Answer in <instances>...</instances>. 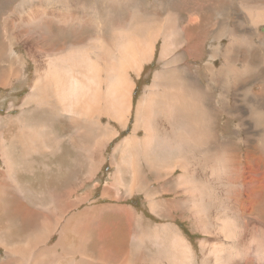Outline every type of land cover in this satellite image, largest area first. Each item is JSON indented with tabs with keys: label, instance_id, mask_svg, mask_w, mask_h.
Returning <instances> with one entry per match:
<instances>
[{
	"label": "rangeland",
	"instance_id": "obj_1",
	"mask_svg": "<svg viewBox=\"0 0 264 264\" xmlns=\"http://www.w3.org/2000/svg\"><path fill=\"white\" fill-rule=\"evenodd\" d=\"M36 9L41 12L45 9L48 15L27 22L25 19L30 18L31 12ZM75 14L83 15L84 18H78ZM63 15L75 17L76 21H71L73 24L68 25L59 20ZM170 28L180 31V43L177 49L166 53V58H161V34ZM116 30L121 35L115 37ZM126 32L121 42L122 35ZM14 34L22 39L20 41L25 47L19 41L9 42ZM99 36L103 46L107 41L117 55V51L125 45L124 40L135 41L140 37L144 39L155 36H158V40L155 43V55L152 60L144 63L143 72L139 75L131 73L129 77L136 83L127 126L121 127L106 115L94 114L91 117L94 138L99 131L96 129V121L114 128L116 136L111 137L112 141L107 144V163L102 177L100 175L98 180L87 181L79 191V197L69 198L82 199V203L63 209L57 202H52L50 196L37 195L45 190V183L52 188L55 185L53 180L45 182L37 173L30 175L27 160L19 155L12 156L11 149L6 157L5 146L11 148L12 145L19 154L28 152L34 139H30L29 131L22 132L15 125L16 118L25 116L20 114L21 104H28L27 114L30 113V108L36 107L35 102L26 101V98L32 97L36 82L46 79V69L56 65L51 60H58L59 56L61 58L71 53L76 50V46L91 45V38ZM23 41L36 47H29ZM0 60V181L11 188L10 192L1 189L0 195L9 194L13 197L7 195L6 206L0 207V264H30L31 255H37L40 263L44 264L46 259L42 252L45 248L49 249L45 253L48 258H45L50 261L54 259L55 264H61L57 261L60 259V244L70 242L77 235L71 232L72 228H68L69 224L65 222L62 225L61 221L67 220L71 215L81 221L90 219L96 210H89L98 203L95 197L84 198V195L92 190L97 196L102 185L99 180L102 181L108 173L112 177L115 168L120 169L122 177L130 182L136 176L135 170L138 171L140 181L130 193L122 186L110 190L124 191L121 194L124 197L112 200L123 201L124 204L128 200L138 212L134 229L128 231L131 241L125 229L117 230L120 232L118 236L115 234L107 240V245L115 247L119 240L131 242V250L120 252L119 256L133 255L132 262L124 260L123 264H264V0H0ZM3 69L6 70L5 77ZM72 70L76 71L77 68L73 66ZM162 71L165 78L170 77V81H165L164 89L156 88L158 95L154 105L158 113L155 114L154 128L158 138L154 143L157 154L155 160L151 159L150 164L146 162V165L144 156H137L136 147L127 144L123 149L130 157L124 159L125 162L119 160L122 156L116 149L122 141L134 137L141 99L153 85L155 74ZM53 76L55 77L54 74ZM178 83H184V88H188L189 93L194 95V103L200 106L196 110L198 120L193 117L194 113H189L193 109L181 111L177 100L172 97L174 91L169 89ZM48 91L52 95L50 105L45 103L44 109L47 110L42 111V106L38 110L43 118L50 114L52 105H58L60 99L55 88H49ZM163 99L170 102V106L164 107L171 114L170 119L165 118L166 111L160 108ZM101 104L105 106L104 101ZM103 111L110 113L107 108H103ZM65 114L74 115L70 111H65ZM5 118L12 120L6 124ZM34 119L38 118L34 116ZM193 121L197 123H192ZM53 127L57 131L64 129L59 123H55ZM72 128H75L74 124ZM143 134L141 131L139 135ZM70 154L73 155V151ZM10 157L15 159L11 160ZM66 157L68 155L62 151L61 165L64 169L70 166ZM2 158H5L4 162ZM145 158H148L147 155ZM180 160L187 164L177 165ZM34 161L39 162L40 158H35ZM126 163L131 172L126 171ZM89 164L93 166L96 163L89 159L88 162H82L81 166ZM77 168L78 166L71 164L72 173ZM62 177L58 188L59 192L64 193L66 189L63 188H67L73 180L69 174L62 173ZM28 192L34 195H26L25 198L24 193ZM132 197V200L129 199ZM18 198L22 202H18ZM65 199L60 197V200ZM16 201L20 204H15ZM124 209L122 215L129 217L130 207L124 206ZM166 211L172 214L166 215ZM49 214L54 218L58 217L60 224L54 226ZM60 214L63 218H60ZM22 221L27 222L32 229L26 231L27 224ZM119 222L126 227L124 220L119 219ZM46 223L51 226L49 232L45 231ZM163 223L173 224L176 233L173 234L168 225ZM87 231L88 237H92V231ZM110 235L109 233L105 237ZM171 235L172 237H167ZM174 237L183 240L176 241ZM20 242L26 244L27 248L23 251L11 248L10 243ZM13 250L15 252L9 253ZM26 251L28 252L24 254ZM77 258L78 254L69 257L74 260Z\"/></svg>",
	"mask_w": 264,
	"mask_h": 264
},
{
	"label": "bare ground",
	"instance_id": "obj_2",
	"mask_svg": "<svg viewBox=\"0 0 264 264\" xmlns=\"http://www.w3.org/2000/svg\"><path fill=\"white\" fill-rule=\"evenodd\" d=\"M119 2V1H118ZM77 3V2H75ZM79 3V2H78ZM120 4V3H119ZM123 5V4H122ZM117 9V8H116ZM45 10V9H44ZM39 11L36 9V11H34L33 13L31 12L30 14V18H26L25 20H27V22L29 20H39L44 18V15H48V13L46 11ZM54 14V13H53ZM91 15V14H90ZM58 16V15H57ZM74 16H78V18H84L83 15L80 16V14L78 15H74ZM89 16V15H87ZM92 16V15H91ZM29 17V16H28ZM121 17V16H120ZM39 18V19H38ZM85 18H87L85 16ZM92 19V18H90ZM89 19V20H90ZM96 19V17H95ZM99 19V18H98ZM60 21H64L66 22L68 25H72L73 23L71 21H76V18L74 17H68V16H60L59 17ZM88 20V22H89ZM94 20V19H93ZM105 20V19H104ZM103 20V21H104ZM126 21V20H125ZM172 21V20H171ZM30 22V21H29ZM34 22V21H33ZM93 22V21H92ZM95 22V21H94ZM93 22V23H94ZM16 23V22H15ZM35 23V22H34ZM100 23V22H99ZM234 23V22H233ZM24 24V23H23ZM28 24V23H27ZM40 24V23H39ZM38 25V24H37ZM98 25V24H97ZM100 25V24H99ZM105 25V24H104ZM103 25V26H104ZM16 26V24H15ZM34 26V24H33ZM39 26V25H38ZM92 26V25H91ZM101 26V25H100ZM171 26V25H170ZM32 27V26H31ZM166 27V26H165ZM179 30V28H178ZM30 31V30H29ZM28 31V32H29ZM163 31V30H162ZM23 32V31H22ZM36 32V31H35ZM128 32V31H127ZM124 33V36L122 35V40L121 42H123V38L125 37V35L127 34ZM121 35V32L119 30H116L115 33V37ZM14 36L16 37V40H14ZM28 36V35H27ZM32 36V35H31ZM31 36L30 39H31ZM161 36L163 37V46H162V57L161 58H166V53L168 51H174V49L178 48V44L180 43V31H176L174 28H170L167 29L165 32H162ZM22 37V36H21ZM33 37V36H32ZM121 37V36H120ZM158 36H155L154 38L152 37H144V39H142L143 37H140L141 39H135V41H130V40H124L125 41V45L121 47V49L119 51H117L118 55L115 54L114 52V48L113 46L110 45V43H108L107 41L104 42V46L103 44L100 42L101 37H92L91 38V45H83V46H76V50L72 51L71 53L64 55L60 58H58V60H56V58L54 59L55 61L51 62L53 64H56L55 66L51 67L50 64L48 67V69H46L44 76H46V79L43 81L42 84H40L38 86L37 83L34 86V90H33V94L32 97L28 96L26 98V101H33L35 102V104H37L36 106H42L43 110L45 111L47 109H44L45 106L44 104H48V106L50 105L49 101L52 100V95L49 93L48 89H56V92H58L59 94V101H58V105H52L53 109H51V112L54 111V114H58L65 111H70L72 113H74V117L73 120H75V123L73 122L75 128L79 121V118L81 117H86L87 120L92 119L91 117L95 114L96 116H100V115H106L109 118H111V120L113 119L118 125H120L121 127L125 128L128 124V116H130L131 113V107H132V98H133V92H134V87H135V83L133 82L129 77L131 76V73H136L137 75H139L141 72H143L144 69V63L149 62L150 60H152V58L155 55V43L158 39H156ZM41 38V37H40ZM48 38V36H47ZM39 39V37H38ZM45 39V38H44ZM20 40H22L18 35L14 34L11 36V39L9 40V42H16L19 41L20 44H23ZM33 40V39H32ZM35 40V38H34ZM43 40V39H42ZM41 40V41H42ZM25 41V40H24ZM23 41V42H24ZM39 41V40H38ZM44 41V40H43ZM31 42V41H30ZM45 42V41H44ZM5 43V42H4ZM7 43V42H6ZM27 46H35L33 43V45H30L28 42H24ZM35 43V42H34ZM39 43V42H38ZM49 43V42H48ZM120 43V42H119ZM37 44V43H36ZM47 44V43H45ZM43 45V44H42ZM49 45V44H48ZM51 45V44H50ZM123 45V44H121ZM5 46V45H3ZM24 46V44H23ZM45 46V45H43ZM117 46V43H116ZM115 46V47H116ZM2 47V46H1ZM25 47V46H24ZM34 47V48H35ZM48 47V46H47ZM119 47V46H117ZM3 48V47H2ZM43 48V47H42ZM4 49V48H3ZM13 49V48H12ZM28 49V48H27ZM31 49V48H30ZM40 49V48H38ZM44 49V48H43ZM37 50V49H36ZM46 50V49H45ZM54 50V49H53ZM34 51V50H33ZM51 51V50H50ZM59 51V50H58ZM37 52V51H35ZM56 52V51H55ZM41 53V52H40ZM52 53V51H51ZM59 53V52H58ZM48 54V53H47ZM52 55V54H51ZM103 55V56H102ZM11 56V55H10ZM41 56V55H40ZM102 56V57H101ZM54 57V55H53ZM111 57V58H110ZM115 58V59H114ZM114 59L113 62H111ZM1 61V60H0ZM4 62V60H2ZM22 62V61H21ZM20 62V63H21ZM5 63V62H4ZM38 63V62H37ZM71 64L74 63L76 65H68L67 64ZM40 65V64H39ZM42 65V64H41ZM78 65V66H77ZM76 67L77 70L74 71L72 70V67ZM2 68V67H1ZM39 69V68H38ZM171 69V68H170ZM178 69V68H177ZM166 71V70H164ZM14 72V70H13ZM47 72H49L47 74ZM1 73V72H0ZM179 73V72H178ZM13 74V73H12ZM52 74L55 75V77H52ZM2 75V74H1ZM41 75V74H40ZM43 75V74H42ZM172 75V74H171ZM175 75V74H174ZM6 76V70L3 69V77ZM178 76V75H177ZM138 78V76H136ZM142 77V76H141ZM11 78V77H10ZM9 78V79H10ZM36 78V77H35ZM3 79V78H2ZM35 80V79H34ZM33 80V82H34ZM12 81V80H11ZM38 81V80H37ZM165 81H170V77L166 76V78L164 77V73L162 72H157L154 76V82L153 85L148 89L147 92H145V94L143 95L142 99H141V104L140 107L138 109L137 112V122L135 124V133L133 134L134 137L130 138V139H125L124 141H122V143L119 144L118 148L116 149L120 155L122 156V160L127 159L128 157H130L129 153L123 149V146L125 144H132V146H134V148L136 147V151L137 152V156L138 155H143L144 159L146 160L144 163L149 165L150 164V160H155V150H154V143L157 141V136H156V131L154 128V124H155V114L158 113L156 111V107L154 105V100L157 99V93L156 92V88L161 89V87H166L165 86ZM178 81V80H177ZM196 81V80H195ZM3 83V82H2ZM1 83V84H2ZM13 83V82H12ZM11 83V84H12ZM3 86V85H1ZM5 86V85H4ZM7 86V85H6ZM168 87V86H167ZM60 88L58 91L57 89ZM106 88V89H105ZM168 89V88H167ZM174 91V93L172 94V97H174L177 102H178V107L180 106L181 111L184 110H189L191 111V109H193V111L189 112L190 115L194 113L193 117L198 120L196 114L198 111L197 108L200 109V106L197 103H194V95L189 93L190 90L188 88H184V83H178L177 85L173 86L172 88L169 89ZM170 92V91H169ZM54 93V92H53ZM50 94V95H49ZM161 94V93H160ZM49 95V96H48ZM57 95V94H56ZM165 95V93H164ZM70 97L72 98V100L69 101ZM89 97V100H86V98ZM170 97V96H169ZM170 99V98H169ZM56 101V100H55ZM67 101V102H66ZM69 101V102H68ZM86 101V102H85ZM103 101L105 102V106L103 107L101 103H103ZM160 101V100H159ZM42 104H39V103ZM57 102V101H56ZM72 102V103H70ZM68 103V104H66ZM139 103V102H138ZM21 104V103H20ZM158 104V103H157ZM156 104V105H157ZM160 104V103H159ZM170 106V102H167L166 99H163L162 102V106L160 105V108H164L167 106ZM10 106V105H9ZM58 107V108H56ZM258 107V106H257ZM103 108H107L109 109V112H104ZM158 108V107H157ZM159 109V108H158ZM250 109V108H249ZM165 110V108H164ZM108 111V110H106ZM166 111V110H165ZM179 111V110H178ZM180 111V112H181ZM196 111V112H195ZM22 113V112H20ZM161 113V112H160ZM184 113V112H183ZM24 114V113H22ZM21 114V115H22ZM55 114V115H56ZM71 114V113H70ZM72 115V114H71ZM89 117H87V116ZM166 119H170L171 114H168V112L166 111ZM178 115V114H177ZM24 116V115H23ZM57 116V115H56ZM80 116V117H79ZM14 117V116H13ZM26 116H24L25 118ZM65 118V117H64ZM172 118V117H171ZM182 118V117H181ZM17 122H18V118ZM188 119V118H187ZM22 120V119H21ZM86 120V121H87ZM23 121V120H22ZM93 121V119H92ZM25 123L27 124V121H25ZM192 123H197V121H193ZM30 123L28 122L27 125H29ZM34 125V123H32ZM72 124V123H71ZM84 124V123H83ZM87 124V123H86ZM85 124V126H86ZM181 124V123H180ZM82 125V123H81ZM92 125V124H91ZM96 125L99 126L100 128H96L98 129L100 132V138H98V142L95 141L91 146V157L89 158L91 161L94 160V162L96 163V158H98L99 156V152H101L102 148H104L105 146H107L108 143H110L112 141L111 137L116 136V130H114V128H111V126H104L102 123H100L99 121H96ZM134 125V124H133ZM42 126V125H41ZM94 126V125H93ZM157 126V125H156ZM34 127V126H32ZM79 127V126H78ZM87 127V126H86ZM161 127V126H160ZM9 129V128H8ZM33 129V128H31ZM42 129V128H41ZM85 129V128H84ZM83 129V130H84ZM90 129V128H89ZM146 131V133L143 134V136H140V130ZM185 129V128H184ZM190 129V128H189ZM195 129V128H194ZM25 130L27 131V129L25 128ZM35 130V129H33ZM37 130H40L39 128H37ZM77 130V129H76ZM88 131V130H86ZM96 131V130H95ZM46 132V130H45ZM93 132V131H92ZM108 132H110V135H108ZM214 132V131H213ZM43 133V131H42ZM77 134V133H76ZM87 134V133H85ZM91 134V133H90ZM25 135V134H24ZM22 135V136H24ZM71 135V134H70ZM82 135V134H81ZM98 135V134H96ZM32 138L35 136L30 135ZM44 136V135H43ZM75 136V134H74ZM195 136V135H194ZM29 137V136H28ZM30 137L31 140H33ZM45 137V136H44ZM77 137V136H76ZM130 137V136H129ZM174 137V136H172ZM13 138V137H12ZM48 138V137H47ZM71 138V137H70ZM91 138V137H89ZM92 138L93 135H92ZM25 139V138H24ZM29 139V138H28ZM195 139V138H194ZM224 139V138H223ZM22 140V139H21ZM53 140V139H52ZM83 140V139H82ZM213 140V139H212ZM211 140V141H212ZM17 141V140H15ZM24 141V140H23ZM22 141V142H23ZM70 141V140H69ZM72 141V140H71ZM77 141V140H76ZM171 141V140H170ZM3 142V141H2ZM20 142V141H19ZM20 142V143H22ZM30 142V141H29ZM33 142V141H32ZM38 141L35 142V145L37 144ZM47 142V141H46ZM52 142V141H51ZM73 142V141H72ZM75 142V141H74ZM226 142V141H225ZM231 142V141H230ZM172 143V142H171ZM211 143V142H210ZM27 144V143H26ZM39 144V143H38ZM52 144V143H51ZM50 144V145H51ZM81 144V142H80ZM176 144V143H175ZM212 144V143H211ZM210 144V145H211ZM214 144V143H213ZM24 145V143H23ZM41 145V144H39ZM38 145V147H39ZM48 145V144H47ZM75 145V144H74ZM87 145V144H85ZM118 145V144H117ZM177 145V144H176ZM207 145H209L207 143ZM236 145V144H235ZM26 146V145H25ZM29 146V145H28ZM42 146V145H41ZM77 146V144H76ZM88 146V145H87ZM172 146V145H171ZM204 146V145H203ZM231 146V145H230ZM80 147V146H79ZM129 147V146H128ZM210 147V146H209ZM31 148V147H30ZM40 148V147H39ZM42 148V147H41ZM83 148V147H82ZM160 148V147H159ZM216 148V147H215ZM214 148V149H215ZM156 149V148H155ZM213 149V150H214ZM43 150V148H42ZM84 150V149H83ZM134 150V149H133ZM203 150V149H202ZM201 150V151H202ZM220 150V149H219ZM141 151H143V153H141ZM204 151V150H203ZM202 151V152H203ZM25 152V151H24ZM33 152V151H32ZM134 152V151H133ZM205 152V151H204ZM27 153V151H26ZM36 153V152H35ZM102 153V152H101ZM201 154V153H199ZM207 154V153H206ZM147 155L148 158H145V156ZM157 155V154H156ZM217 155V153H216ZM213 156V155H211ZM232 157V156H231ZM141 158V157H140ZM171 158H177L174 156H171ZM138 159V158H136ZM142 159V160H144ZM206 159V157H205ZM213 159V158H212ZM218 160V159H217ZM220 160V159H219ZM232 160V159H231ZM98 161V160H97ZM191 161V160H190ZM189 161V162H190ZM209 162V161H208ZM213 162V161H212ZM220 162V161H219ZM187 164L186 162L180 160L178 161L177 165H182V164ZM192 163V162H191ZM211 163V162H210ZM102 165V162L100 163ZM143 164V163H142ZM146 164V165H147ZM152 164V163H151ZM134 165V164H133ZM196 165V164H194ZM220 165V164H219ZM239 165V163H238ZM184 166V165H183ZM135 167V166H134ZM142 167V166H141ZM180 167V166H179ZM182 167V166H181ZM180 167V168H181ZM147 168V167H146ZM164 168V167H163ZM179 168V169H180ZM210 168V167H208ZM185 169V168H184ZM210 170V169H209ZM215 170V169H214ZM231 170V169H230ZM142 171V169H141ZM185 171V170H184ZM180 173V172H179ZM136 176L134 178V183L133 186L138 185V177H139V172L135 170ZM158 174V172L156 173ZM172 175V174H171ZM241 175H243L241 173ZM134 176V175H133ZM148 176V175H147ZM187 176V175H186ZM210 176V175H209ZM1 177V176H0ZM97 177V176H96ZM144 178V176H143ZM158 178V177H157ZM160 178V177H159ZM165 178V177H164ZM172 178V177H171ZM187 178V177H186ZM196 178V177H195ZM209 179V178H208ZM170 180V179H169ZM179 180V179H178ZM200 180V179H199ZM204 180V179H203ZM101 181V179H100ZM153 182V181H152ZM168 182V181H167ZM179 182V181H178ZM186 182V181H185ZM149 183V182H148ZM175 183V181H174ZM177 183V181H176ZM126 184V183H125ZM145 184V183H143ZM142 184V185H143ZM171 184V183H170ZM20 185V184H19ZM131 185V184H130ZM173 185V184H172ZM192 185V184H191ZM190 185V186H191ZM140 186V185H139ZM178 186V185H177ZM188 186V185H187ZM193 186V185H192ZM202 186V185H201ZM258 186V185H257ZM131 186H129L130 188ZM229 187V186H228ZM262 187V186H260ZM142 188V186H141ZM169 188V187H168ZM179 188V186L177 187ZM248 188V187H247ZM258 188V187H257ZM4 189L7 192L11 191V188L3 183L2 181H0V190ZM150 189V186H149ZM176 189V188H175ZM195 189H197L195 187ZM205 189V188H204ZM130 190V189H129ZM169 190V189H168ZM173 190V189H172ZM181 190V189H180ZM184 190V189H183ZM155 191V190H154ZM182 191V190H181ZM180 191V192H181ZM185 191V190H184ZM130 192V191H129ZM151 192V191H150ZM165 192V191H164ZM170 192V191H168ZM209 192L211 193V191L209 190ZM233 192V191H232ZM148 193V192H147ZM246 193V192H245ZM153 194V193H152ZM252 194V193H251ZM2 195L4 196V198H2ZM0 195V207L2 206H6L5 202L7 201V195L11 198H13L11 195L9 194H2ZM147 195V194H146ZM167 195V194H166ZM181 195V194H180ZM186 195V194H185ZM189 195V194H188ZM198 195V194H196ZM191 196V195H190ZM252 196V195H251ZM22 197V196H21ZM60 198V197H59ZM184 198V196H183ZM151 199V197H150ZM194 199V197H193ZM9 202L11 201V199H8ZM191 200V199H190ZM195 200V199H194ZM199 200V198H198ZM18 202H20L21 200L18 198L17 199ZM14 202L15 204H20ZM158 201V200H157ZM182 202V200H179ZM192 201V200H191ZM22 202V201H21ZM63 202V201H62ZM66 202V201H65ZM175 202V201H174ZM178 202V201H177ZM59 203V202H57ZM69 203V202H68ZM67 203V205H68ZM164 203V201H163ZM179 203V202H178ZM184 203V202H183ZM66 205V203H64ZM153 204V202H152ZM171 204V203H170ZM180 204V203H179ZM154 205V204H153ZM169 205V203H168ZM178 205V204H176ZM183 205V204H182ZM211 205V204H210ZM254 205V204H253ZM38 206V205H37ZM149 206H151V203L149 204ZM58 207V206H57ZM182 207V206H181ZM61 208V207H60ZM163 208V207H162ZM169 208V207H168ZM64 209V208H63ZM152 209V208H151ZM217 209V208H216ZM236 209V208H235ZM3 210V209H2ZM164 210H166L164 208ZM189 210V209H188ZM31 211V210H30ZM156 211V208H155ZM160 211V209H159ZM185 211V210H184ZM195 211V210H194ZM199 211V210H198ZM64 212V211H63ZM192 212V211H191ZM4 213V212H3ZM55 213V212H54ZM192 215V214H191ZM1 216V215H0ZM38 216V215H37ZM205 216V215H204ZM215 217V216H214ZM54 218V216H53ZM220 219V218H219ZM55 223L58 225L59 223V218H54ZM72 220V219H71ZM249 220V219H248ZM0 221H1V217H0ZM216 221V220H215ZM221 221V220H220ZM53 220H52V224H53ZM217 222V221H216ZM30 223V222H29ZM219 223V222H218ZM254 223V222H253ZM252 223V224H253ZM214 224V223H213ZM220 224V223H219ZM224 224V223H223ZM2 225L5 226V224ZM221 225V224H220ZM246 225V224H245ZM253 226V225H252ZM169 227V225H168ZM172 227V226H171ZM223 227V226H222ZM1 228V227H0ZM94 228V227H93ZM218 228V227H217ZM220 228V227H219ZM11 229V228H9ZM32 229L29 225L26 228V231ZM70 229V228H69ZM170 229V228H169ZM256 229V228H255ZM261 229V228H260ZM49 230H51L50 224L46 223V227H45V231L49 232ZM172 230V229H171ZM174 230V229H173ZM172 230V231H173ZM257 230V229H256ZM255 230V232H256ZM25 231V232H26ZM166 231V229H165ZM72 233H76L77 236L79 235H83V233L85 234V231L81 228H73L71 229ZM258 232V231H257ZM227 233V232H226ZM242 233V232H241ZM254 233V232H253ZM261 233V232H260ZM25 234V233H23ZM220 234V233H219ZM72 235V234H71ZM262 235V233H261ZM242 236V235H241ZM256 236V234H255ZM254 236V237H255ZM259 236V235H258ZM263 236V235H262ZM167 237H172L171 236H167ZM252 237V236H251ZM261 237V236H260ZM91 238V237H90ZM176 239H178L177 237H174ZM253 238V237H252ZM257 238V236H256ZM254 238V239H256ZM77 239V238H76ZM233 239V238H232ZM260 239V238H259ZM24 240V239H23ZM22 240V241H23ZM141 240V239H140ZM180 240V238H179ZM183 240V239H182ZM262 240V239H261ZM264 240V239H263ZM31 241V240H30ZM70 241V240H69ZM174 241V239L172 240ZM71 242V241H70ZM70 242L66 241V247L68 249V254L63 250L60 251L59 253V257L60 259L57 260L58 262H61V264H86V261H82V258L79 259L80 257H84L85 253L83 251H79V258L75 259L74 261L72 259H69V257L71 255H74V250L72 247V244ZM79 242V241H78ZM77 242V243H78ZM82 242V241H81ZM176 242V241H175ZM177 243V242H176ZM183 243V242H182ZM115 244V243H114ZM170 244V243H169ZM179 244V243H178ZM184 244V243H183ZM216 244V243H215ZM7 245V244H6ZM11 248H15L16 250L21 249L22 251L27 248V246H25L24 244L20 243H10ZM9 245V246H10ZM61 245V244H60ZM173 245V243H172ZM236 244H234L235 247ZM258 245V244H257ZM8 246V245H7ZM30 246V245H29ZM114 246V245H113ZM174 246V245H173ZM212 246V245H211ZM229 246V245H228ZM249 246V245H248ZM57 247V246H56ZM259 247V246H258ZM175 248V246L173 247ZM231 248V247H230ZM240 248V247H239ZM254 248V247H253ZM210 249V248H209ZM212 249V248H211ZM241 249V248H240ZM239 249V250H240ZM258 249V248H257ZM48 248H45L44 251L42 252V256L44 257V259H46L44 264H50L53 263L55 264V260L53 259L52 261L48 260L47 256L45 255V253L48 251ZM178 250V249H177ZM11 252H15L10 251ZM28 251H26L24 254H26ZM167 252V251H166ZM173 252V251H171ZM168 252V253H171ZM233 252V251H232ZM176 253V252H175ZM229 253V252H228ZM238 253V252H237ZM242 253V251H241ZM23 254V255H24ZM178 254V253H177ZM182 254V252H181ZM211 254V253H210ZM216 254V253H215ZM218 254V253H217ZM239 254V253H238ZM253 255V254H252ZM114 256V255H113ZM176 256V255H175ZM174 256V257H175ZM181 256V255H179ZM219 255H217L218 257ZM229 256H231L229 254ZM263 256V255H262ZM47 257V258H45ZM103 257V256H102ZM101 257V258H102ZM216 257V258H217ZM233 257V255H232ZM244 257V256H243ZM246 257V256H245ZM75 258V257H74ZM176 258V257H175ZM208 257H206L207 259ZM247 258V257H246ZM34 259V260H32ZM91 260V262L89 264H92V260L93 258H89ZM103 259V258H102ZM215 259V258H214ZM240 259V258H239ZM105 260V259H104ZM115 260V259H114ZM179 260V259H178ZM217 260V259H216ZM219 260V259H218ZM221 260V259H220ZM253 260V259H252ZM258 260V259H257ZM95 260H93L94 262ZM205 261V260H204ZM208 261V260H207ZM96 262V261H95ZM177 262V261H175ZM181 262V261H180ZM179 262V263H180ZM210 262V261H209ZM213 262V259H212ZM218 262V261H217ZM263 262V261H262ZM211 263V262H210ZM209 263V264H210ZM30 264H42V262L40 263L39 257L37 255H31L30 258ZM183 264V262H182ZM216 264V263H214Z\"/></svg>",
	"mask_w": 264,
	"mask_h": 264
},
{
	"label": "crops",
	"instance_id": "obj_3",
	"mask_svg": "<svg viewBox=\"0 0 264 264\" xmlns=\"http://www.w3.org/2000/svg\"><path fill=\"white\" fill-rule=\"evenodd\" d=\"M44 80L45 79H41L39 81L40 83L37 82V83H39L38 86L40 84H42ZM32 103H33V101H32ZM21 105H22V108H21L20 112L24 113V115L26 116L27 124H28V122L30 124L27 125L25 123V118L20 116V118H18L19 119L18 122H15V125L17 128L22 130V132L26 133L29 131L30 135L35 136V137H33L34 138L33 144L31 146V148L28 150V152L25 154L17 153V150L14 149V147L12 145H11V148L9 146H5L6 147L5 148L6 157L9 155L8 150L11 149L12 150V153H11L12 156H18L19 155L20 158L22 157V158L27 160V164L29 166L28 173L30 175L37 173L38 175L42 176V178L45 182L53 180V184H55V185L52 188L49 187V184L44 182L45 183V188H44L45 190H43V192H39L37 194L38 196H40V197L41 196H50L52 198V202H54V203L59 202L58 205L60 207H63L64 209L78 206L80 203H82V201H83L82 199L72 200L69 198H72L73 196L79 197V191L82 188H84V184L87 181H94L96 179L98 180V177L101 174L103 175L102 172H104V170L106 168V163H107L105 153H107L108 145L106 146L105 149L102 148V150H101L102 153L99 152L98 158L95 159L96 164H94L93 166H90V164L85 166V167L81 166L82 162H84V161L88 162L89 158L92 155L90 152V150H91L90 145H92L95 141L98 140V138H100V132H98V135L96 138H92V125H91L92 119L87 120L85 116L81 117L77 123V125L79 127L76 126V128H72L73 122L75 123V120H73V117L75 115L70 116L68 114H65V112H63V115H62V112H61L59 114L55 113L57 115L56 116L54 114V111H53V112H50V114L48 116H45V118H43L42 116H40V114H38L39 113L38 110L40 107L36 106V107L30 108L29 109L30 113L27 114L26 108L28 107L27 106L28 104H26V105L21 104ZM24 108H25V110H24ZM22 113H20V114H22ZM34 116L37 117L38 119H34ZM67 116H70L69 120H66ZM41 118H43V119L40 120ZM5 120H6V124H8V123H10V121L12 119L5 118ZM69 121H71V122L69 123ZM32 123H34V125ZM55 123L61 124V126H63L64 129H62V131L55 130L53 127ZM81 123H82V125H81ZM19 124H21V125H19ZM85 124L87 127L85 126ZM56 125H58V124H56ZM32 126H34V127H32ZM25 128L27 129V131L25 130ZM31 128H33L35 130H33ZM37 128H39L40 130H37ZM97 128H100V127L97 126ZM45 130H46V132H45ZM86 130H88V131H86ZM42 131H43V133H42ZM140 131H143V130L141 129ZM143 132L146 133V131H143ZM85 133H87V134H85ZM74 134H75V136H74ZM89 137H91V138H89ZM36 141H38V142L35 145ZM80 142H81V144H80ZM38 143L41 144L42 146L39 145ZM76 144H77V146H76ZM85 144H87L88 146ZM38 145L40 148L38 147ZM128 145L132 146V144H128ZM41 147L43 148V150ZM62 151H64L65 154L68 155V157H66V158H68V159H66V162L68 165H70V166L66 167L65 169L61 165V153H62ZM70 151H73V155L70 154ZM115 152H114V154H115ZM79 156H81V159L79 158ZM35 158L36 159L40 158V161L39 162L34 161ZM10 159L13 160L15 158L10 157ZM115 159L117 160V158H115ZM2 160L4 162L5 158L4 159L2 158ZM119 160H122V159L119 158ZM123 161L125 162L126 160H123ZM101 162H102V165L100 164ZM71 164L78 166L76 172H74V173L71 172ZM126 171L127 172L132 171L127 167V163H126ZM62 173L66 174V175L69 174L70 178L73 180L72 184H69L67 186V188L66 187L63 188V190L66 189L64 193L59 192V188H58V186H60L59 182L63 178ZM113 173H114V175L112 177H110L109 173H108V175L106 177H103L102 181L99 180L100 182H102V185H101V190L97 196L94 195V192L92 190H90L89 192H86L87 194L84 195V198L85 197H93V198L95 197V201L98 203L97 206L94 207L93 209L88 208V209H90L89 211H95L96 210V213L93 214L90 219L85 220V221H81V220H77V218L75 216L71 215V217L68 218L67 220L61 221L62 225L65 222L67 224H69L68 228H72V229L73 228H81L85 231V234L83 233V235H79V236L76 235L77 237L75 236V238H71L70 243L72 244V247L74 250V255L78 254V256H79V251H83L85 253V256L80 257L79 259L82 258V261H86V264H89L91 262V260L89 258H93V260L96 261V262L95 261L93 262V260H92V264H123L124 260H129V263L132 262L133 255L132 256L127 255V256L121 257V256H119V253L124 252L125 250H131V247H130L131 237H130L128 231H131V229H134L135 222L138 221V220H136V216H137L138 212L135 210L134 207H132L130 205L128 200H125V201H127V204H124L123 201L112 200V199L124 197L123 195H121L124 191L114 190L111 192L110 190H112L116 186H122L125 190H128V193H130L129 191L133 190V188L135 187V186H133L134 180L132 182H130L127 179L123 178L121 175L120 169L115 168L113 170ZM102 175H101V177H102ZM121 178H123L124 180ZM97 182L98 181H96V183ZM139 184H140V181H139ZM104 186H107V187L104 188ZM129 186H131V187L129 188ZM156 192H158V194H159V191L157 189H156ZM22 193H23V191H22ZM24 195H25L24 197L27 198V196H32L34 194L28 192L26 194L24 193ZM129 195H132V194H129ZM59 197H64L66 199L60 200ZM134 197L129 198V199L132 200ZM64 203H66V205ZM67 203H68V205H67ZM124 206L130 207V216L129 217H124L122 215V213L125 210ZM89 211H87V212H89ZM43 213H44V211H43ZM62 214H64V213H62ZM62 214H60V218H63ZM165 214L171 215L172 213H168V211H166ZM48 216L51 218V220L54 221L53 225L57 226V224L55 223V220L51 216V214H49ZM111 218H112V220H110ZM119 219L124 220L126 227H123L120 225ZM30 222L32 223V221H30ZM23 223L27 224V222H23ZM150 223L155 224V222H150ZM58 224H60V221ZM163 225H169L168 228H170V230L174 229L173 231L171 230L172 233L173 234L176 233V228L173 227V224L163 223ZM27 226H28V224H27ZM52 228H54V227H52ZM89 229L92 231V234H93V236L91 238L88 237V231L87 230H89ZM119 229H125L126 230V233L130 237V241L127 240V241L122 242L119 240L117 247L107 245V240L109 238H111L115 234H117V236H118V234L120 232L117 230H119ZM109 233L111 235L106 238L105 235H107ZM139 239H142V238H139ZM172 240H173V238H172ZM175 240L176 241H182V239L179 240V238L178 239L175 238ZM66 244H67L66 242L62 243L59 246V250L60 251L64 250L68 254V249L66 247ZM72 260L74 261V259H72Z\"/></svg>",
	"mask_w": 264,
	"mask_h": 264
}]
</instances>
